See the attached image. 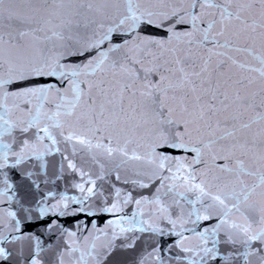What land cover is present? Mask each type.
<instances>
[{
	"label": "snow or ice",
	"instance_id": "snow-or-ice-1",
	"mask_svg": "<svg viewBox=\"0 0 264 264\" xmlns=\"http://www.w3.org/2000/svg\"><path fill=\"white\" fill-rule=\"evenodd\" d=\"M0 264H264V0H0Z\"/></svg>",
	"mask_w": 264,
	"mask_h": 264
}]
</instances>
